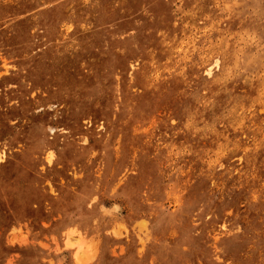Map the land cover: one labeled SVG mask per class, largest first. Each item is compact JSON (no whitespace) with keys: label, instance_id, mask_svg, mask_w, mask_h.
<instances>
[{"label":"rangeland","instance_id":"obj_1","mask_svg":"<svg viewBox=\"0 0 264 264\" xmlns=\"http://www.w3.org/2000/svg\"><path fill=\"white\" fill-rule=\"evenodd\" d=\"M0 264H264V0H0Z\"/></svg>","mask_w":264,"mask_h":264},{"label":"bare ground","instance_id":"obj_2","mask_svg":"<svg viewBox=\"0 0 264 264\" xmlns=\"http://www.w3.org/2000/svg\"><path fill=\"white\" fill-rule=\"evenodd\" d=\"M211 72L210 69L207 70V74ZM228 118V117H227ZM226 144V143H225ZM88 256V251L83 248V244H78L75 248V259L81 261Z\"/></svg>","mask_w":264,"mask_h":264}]
</instances>
